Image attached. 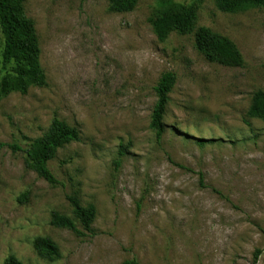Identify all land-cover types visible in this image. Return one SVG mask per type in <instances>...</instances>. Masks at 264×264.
Masks as SVG:
<instances>
[{
    "label": "rangeland",
    "instance_id": "374dc122",
    "mask_svg": "<svg viewBox=\"0 0 264 264\" xmlns=\"http://www.w3.org/2000/svg\"><path fill=\"white\" fill-rule=\"evenodd\" d=\"M160 1L113 13L111 0H26L47 86L0 100V143L28 148L55 118L80 141L49 164L63 188L24 153L0 152V264H264V119L248 116L264 91V8L174 0L193 7L196 26L161 42L150 22ZM202 27L230 40L243 65L199 52ZM168 72L176 84L159 140L150 124ZM72 195L97 211L92 233L77 222L85 237L51 225L53 213L74 218ZM38 238L60 257H40Z\"/></svg>",
    "mask_w": 264,
    "mask_h": 264
},
{
    "label": "trees",
    "instance_id": "16d2710c",
    "mask_svg": "<svg viewBox=\"0 0 264 264\" xmlns=\"http://www.w3.org/2000/svg\"><path fill=\"white\" fill-rule=\"evenodd\" d=\"M140 0H111L113 13L132 12ZM26 0H0V100L12 93L27 94L29 88L47 86L45 72L41 65V49L32 21L26 16ZM216 8L223 13L245 12L254 8H264V0H215ZM177 6L174 0H161L159 7L165 11L160 17L151 20L156 37L164 42L172 33L191 34L196 26L197 13L191 6ZM196 48L212 62L230 67H241L243 57L227 38L214 34L208 28H200L197 33ZM176 84L175 74L165 73L155 87L157 101L153 109L150 128L160 140L165 132L164 117L169 104V95ZM248 116L264 119V91L253 94ZM80 141L79 132L66 122L55 118L49 131L33 141L28 148L18 144L0 143V152L6 147L14 153L22 152L27 156V166L39 178L54 188H63V183L50 170L49 164L55 159L59 149ZM203 146V142H201ZM123 154V153H121ZM121 161L117 162V166ZM202 177V176H201ZM202 180V179H201ZM28 195H22L27 199ZM73 209L74 218L59 213L52 214L51 225L58 229H68L78 236L85 237L79 231L77 222L87 233H92L97 211L94 205L84 206L77 195L67 196ZM38 255L47 260L60 257L56 244L49 238H38L34 243ZM262 251L256 252V259ZM4 264H23L10 256ZM132 264H137L135 261Z\"/></svg>",
    "mask_w": 264,
    "mask_h": 264
}]
</instances>
